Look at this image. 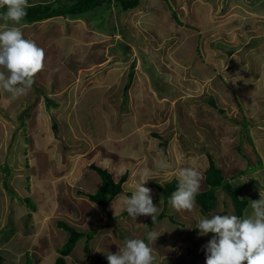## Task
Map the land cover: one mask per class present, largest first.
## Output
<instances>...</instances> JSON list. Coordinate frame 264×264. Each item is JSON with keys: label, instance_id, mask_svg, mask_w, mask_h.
<instances>
[{"label": "rangeland", "instance_id": "1", "mask_svg": "<svg viewBox=\"0 0 264 264\" xmlns=\"http://www.w3.org/2000/svg\"><path fill=\"white\" fill-rule=\"evenodd\" d=\"M43 1L55 0L28 3ZM115 1L17 25L45 58L27 95L0 92L5 264H52L69 237L60 223L88 234L67 264H98L126 238L147 243V231L161 232L150 246L162 264H205L213 234L195 227L202 216L235 213L227 192L216 191L213 209L195 202L176 210L160 186L191 166L205 189L210 155L246 208L264 194V0H140L127 10ZM162 161L170 166L160 168ZM91 164L116 181L127 172L105 208L86 196L101 183ZM141 170L164 214L152 224L120 210Z\"/></svg>", "mask_w": 264, "mask_h": 264}, {"label": "clouds", "instance_id": "2", "mask_svg": "<svg viewBox=\"0 0 264 264\" xmlns=\"http://www.w3.org/2000/svg\"><path fill=\"white\" fill-rule=\"evenodd\" d=\"M28 7V0H0V9H3L0 11V92L8 93L12 99L27 95L34 76L44 68V50L33 40L26 39L17 26L27 15ZM158 166L170 165L162 161ZM136 176L140 178L131 194L123 196L120 210L126 211L132 219L150 216L155 223L158 207L153 204L151 189L144 186L152 178L148 170H141ZM175 176L178 185L169 204L176 210H191L202 174L189 166L180 168ZM218 213H223V209ZM195 228L200 235L213 234L203 246L205 264H264V194L259 192V199L249 200L242 216L213 213L202 216ZM160 234L147 231V243L141 238L124 239L115 253L105 254L108 264H162L164 258L154 254L150 246Z\"/></svg>", "mask_w": 264, "mask_h": 264}, {"label": "trees", "instance_id": "3", "mask_svg": "<svg viewBox=\"0 0 264 264\" xmlns=\"http://www.w3.org/2000/svg\"><path fill=\"white\" fill-rule=\"evenodd\" d=\"M139 2L140 0H116L114 2L115 5L112 6H116V8L120 10H127L136 7ZM104 3L110 5L113 4V0H55L53 2L43 1L35 4H29V7L26 10L27 15L22 21L38 22L56 16H83L82 14L84 11ZM0 11H3V9H0ZM128 85L129 83L125 88H127ZM208 102L212 107L217 108L219 112H224L222 108L217 106L215 99L212 96L208 98ZM53 127L56 128V125L54 124ZM90 167L98 174L101 183L96 188L95 192L86 193V196H88L91 202L101 206L102 208H105L114 199V197H116L122 191V183L127 178V172H125L121 178L116 181L112 173L107 168L96 164H91ZM204 182L206 183L207 187L201 191H198L195 196V202L200 207V210L213 209L216 205V191L219 188H223L227 192L231 200V204H233L232 206L235 209L234 214L237 216L243 215L248 201L241 198L239 194L233 189L231 183L224 179L221 168L216 166L215 161L212 160L210 155L208 156V167L204 174ZM177 185L178 180H172L168 183H165L162 187L160 186V191L162 192L161 196L165 202L169 201V198L176 190ZM130 194L131 193L129 192L128 195ZM27 200L28 198H25L24 202H28ZM163 215V212H160V214L157 215L156 221ZM150 224H152V221ZM60 225L62 228L68 231L69 237L58 250L61 256L54 258L52 264H67L64 257L72 251L73 246L80 238L88 236L86 232L76 230L74 227L69 226L66 223H60ZM5 260L6 258H3V256L0 254V264H5ZM95 262L98 264H108L106 255L102 259L96 260Z\"/></svg>", "mask_w": 264, "mask_h": 264}, {"label": "crops", "instance_id": "4", "mask_svg": "<svg viewBox=\"0 0 264 264\" xmlns=\"http://www.w3.org/2000/svg\"><path fill=\"white\" fill-rule=\"evenodd\" d=\"M151 1L154 3V1H153V0H151ZM152 2H150V4H151V5H153V3H152ZM192 6H193V5H192ZM201 6H203V7H204V6H205V4H202ZM204 9H205V8H204ZM206 9H207V8H206ZM206 9H205V10H206ZM202 11H204V10H202ZM207 14L209 15V10H208V9H207ZM1 93H2V92H1ZM1 93H0V95H1V97H0V100H3L2 98H4V100L6 101L7 97H6V96H3V94H1ZM5 101H4V102H5ZM0 103H2V101H1ZM260 193H261V192H260ZM258 195H259V194H258ZM0 254H1V253H0ZM9 259H10V258H9ZM52 262H53V261H52ZM44 263H45V262H44Z\"/></svg>", "mask_w": 264, "mask_h": 264}]
</instances>
